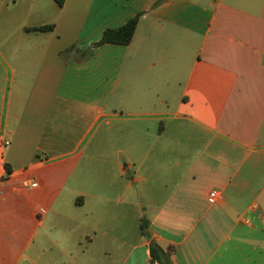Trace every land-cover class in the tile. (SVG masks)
Returning a JSON list of instances; mask_svg holds the SVG:
<instances>
[{
	"label": "crops",
	"instance_id": "0c3cea01",
	"mask_svg": "<svg viewBox=\"0 0 264 264\" xmlns=\"http://www.w3.org/2000/svg\"><path fill=\"white\" fill-rule=\"evenodd\" d=\"M3 85L0 185L41 189L42 264H149L150 240L230 264L264 230V0H0Z\"/></svg>",
	"mask_w": 264,
	"mask_h": 264
},
{
	"label": "rangeland",
	"instance_id": "374dc122",
	"mask_svg": "<svg viewBox=\"0 0 264 264\" xmlns=\"http://www.w3.org/2000/svg\"><path fill=\"white\" fill-rule=\"evenodd\" d=\"M79 84L81 87L76 92L78 97L82 96L83 92L82 82ZM10 88L9 85L0 86V104L2 106L8 100ZM89 96L91 95H86L85 99ZM34 178L39 181L38 177ZM24 192L28 203L26 198L10 194V184L0 185V196H6L7 201L11 198V204H8L7 207H4L0 201V264H13L14 261L17 262L16 264H42V261L45 260L51 263L48 258L46 259L47 255L52 253L49 250L44 255V259H37L40 248L47 246L49 238L52 239L47 225L43 223L37 226L33 219V213L39 206L46 208L41 189L24 188ZM246 230L250 231L249 241H244L241 244L236 243V247H233L234 251L229 254L230 264H264V230L252 231L249 228ZM9 233L12 234L11 241L6 235ZM58 238L57 235L55 239Z\"/></svg>",
	"mask_w": 264,
	"mask_h": 264
},
{
	"label": "trees",
	"instance_id": "16d2710c",
	"mask_svg": "<svg viewBox=\"0 0 264 264\" xmlns=\"http://www.w3.org/2000/svg\"><path fill=\"white\" fill-rule=\"evenodd\" d=\"M64 1L65 0H54V2L60 7L63 5ZM159 2H157V4ZM139 17H140V14L129 19L126 23H124L123 25L117 28L106 29L102 33L99 40L94 43L93 47L97 48V47H101L106 44L120 45V46L128 45L131 42L133 35L135 33V29L137 27ZM27 30H30L33 32H50L53 30V25L33 27ZM74 48L75 47L72 46L66 52H69ZM88 54L93 55V51L90 50ZM140 231H141V234L148 233V222L145 221L144 219L140 221ZM172 251H173L172 247L163 249L154 240H150L149 242V254H150L149 264H172V260H171Z\"/></svg>",
	"mask_w": 264,
	"mask_h": 264
},
{
	"label": "built area",
	"instance_id": "2783aa9c",
	"mask_svg": "<svg viewBox=\"0 0 264 264\" xmlns=\"http://www.w3.org/2000/svg\"><path fill=\"white\" fill-rule=\"evenodd\" d=\"M0 144L2 147H6L9 145V142L6 141L5 139L1 138ZM36 186H37L36 183L31 184V187H36ZM210 198L212 200H215V201H221L222 200V194L219 191H212L210 193ZM45 213H46L45 209H39V211H38V214L41 216H43ZM246 223L248 224V221H246Z\"/></svg>",
	"mask_w": 264,
	"mask_h": 264
},
{
	"label": "water",
	"instance_id": "95a60500",
	"mask_svg": "<svg viewBox=\"0 0 264 264\" xmlns=\"http://www.w3.org/2000/svg\"><path fill=\"white\" fill-rule=\"evenodd\" d=\"M150 237H151V235H150V234H148V235H147V238H148V239H150Z\"/></svg>",
	"mask_w": 264,
	"mask_h": 264
}]
</instances>
